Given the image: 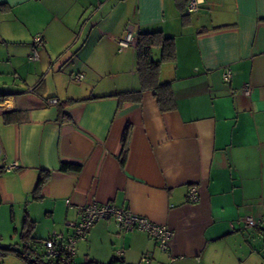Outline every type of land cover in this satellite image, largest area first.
<instances>
[{
	"label": "crops",
	"instance_id": "obj_1",
	"mask_svg": "<svg viewBox=\"0 0 264 264\" xmlns=\"http://www.w3.org/2000/svg\"><path fill=\"white\" fill-rule=\"evenodd\" d=\"M158 30L174 38L159 69L176 103L165 113L149 91L138 102L113 96L140 86L134 47L118 50L117 41ZM36 35L42 45L31 61ZM0 64V214L11 223L0 222V246L20 240L25 216L35 239L67 237L76 207L97 202L165 225L169 250L144 231L98 221L76 244V264L119 253L124 264H264L262 229L245 223L264 217V0H198L185 21L175 0H0ZM64 161L81 171L59 172ZM42 171L49 176L33 198ZM0 264L26 263L8 255Z\"/></svg>",
	"mask_w": 264,
	"mask_h": 264
},
{
	"label": "trees",
	"instance_id": "obj_2",
	"mask_svg": "<svg viewBox=\"0 0 264 264\" xmlns=\"http://www.w3.org/2000/svg\"><path fill=\"white\" fill-rule=\"evenodd\" d=\"M176 6L180 11L183 21L189 15L187 13V5L189 0H175ZM41 37V36H40ZM135 67L139 75L140 86L138 90L119 92L115 95L119 103L124 102H138L141 98V94L144 91L151 92L154 97L158 109L161 113L168 112L173 110L176 106L173 91L171 88L170 82H163L159 79V69L160 62L164 59L172 58V50L174 48V38L172 36H166L158 31H141L135 35ZM42 39V37H41ZM160 49L162 51L160 60H155L153 58V51ZM39 82L34 89L39 86ZM7 95L0 94V99H5ZM72 99H69L66 102H72ZM60 112L63 109V102L59 104ZM15 113V112H12ZM17 113V112H16ZM15 113V114H16ZM14 114V115H15ZM9 115L11 113L5 114V122H9ZM128 137L129 131L128 126H126L122 137H121V148L119 161L121 165H124L127 152H128ZM82 166L79 163L72 162H60L58 166V171L61 173H74L77 174L81 171ZM49 176L48 171H42L39 173L38 179L36 181L34 190L32 191V197L37 198V195L43 184L46 183ZM35 226V222L29 217L25 216L21 232H20V247L16 245L0 246V263L2 259L8 255H14L22 259L26 264H58V260H51L45 257V252L40 245V242L45 239H35L32 237V232ZM49 238V237H48ZM47 239V238H46ZM40 247L41 252L37 250ZM76 264V263H75ZM87 264H99L95 261H90ZM107 264H124L120 257L113 258Z\"/></svg>",
	"mask_w": 264,
	"mask_h": 264
},
{
	"label": "built area",
	"instance_id": "obj_3",
	"mask_svg": "<svg viewBox=\"0 0 264 264\" xmlns=\"http://www.w3.org/2000/svg\"><path fill=\"white\" fill-rule=\"evenodd\" d=\"M198 5V0H189L187 5V13L195 11ZM42 45V39L39 35L33 37L32 49L29 55L31 61L38 59V49ZM135 38L131 32L128 31L126 36L117 41L118 50L126 49L130 46L134 47ZM231 78V71L226 69L222 74L224 82H229ZM80 80L79 77H76ZM250 92L247 86L242 88V94L248 95ZM46 102L56 103V99H49ZM17 168V163L12 162L5 166L4 171L9 172ZM188 201L190 203L197 202V192L195 187H190L187 194ZM69 204V201H66ZM78 212V220L73 223H68L71 228V233L67 237H63L59 233H52L49 238L42 240L40 245L42 246L45 257L51 260H59L58 264H75L74 254L76 244L83 240L90 228L98 221L113 220L114 224L122 232L130 230H140L147 233L149 237L155 240L158 248L167 252L169 250V242L173 236L172 230L165 225L155 224L148 219L133 214L127 209L116 207L110 203H97L90 202L83 206L76 207ZM247 227H253L259 225L261 227L262 236L264 238V217L255 222L251 218L245 219ZM119 253V252H118ZM120 253L118 254V257ZM149 261L148 255H144L141 258V262L147 263Z\"/></svg>",
	"mask_w": 264,
	"mask_h": 264
},
{
	"label": "rangeland",
	"instance_id": "obj_4",
	"mask_svg": "<svg viewBox=\"0 0 264 264\" xmlns=\"http://www.w3.org/2000/svg\"><path fill=\"white\" fill-rule=\"evenodd\" d=\"M0 65H1V64H0ZM63 67H64V65H61L62 70H63ZM62 72H63V71H62ZM3 77L5 78V80H6L8 83H10V82L12 81V78L9 77V76H7V75H4ZM44 82H46V81H43V82L41 81V84H40L39 86H37V88H36V91H37L39 94H41V93L43 92V85H44ZM33 88H34V86H33ZM6 215H7L6 212H4L3 214H0V222L2 223V225H7L8 227H9V225H10V227H11V223L9 222V219H8V217H7ZM36 227H38L42 233L46 230V225H44V223H43L42 221H40V223H38V226H37V224H36ZM56 231H57V230H56ZM8 234H9V233H8ZM9 236H10V235H9ZM45 236H46V235H45ZM45 236H44V237H45ZM15 242H16L17 246L20 247V240H19L18 237H16V240H14V239H9V238H5V239H3V241H2L1 244L4 245V246H6V245H9V244H12V243H15ZM37 250H38L39 252L42 251V249H41L40 247H38Z\"/></svg>",
	"mask_w": 264,
	"mask_h": 264
},
{
	"label": "clouds",
	"instance_id": "obj_5",
	"mask_svg": "<svg viewBox=\"0 0 264 264\" xmlns=\"http://www.w3.org/2000/svg\"><path fill=\"white\" fill-rule=\"evenodd\" d=\"M53 99V98H52Z\"/></svg>",
	"mask_w": 264,
	"mask_h": 264
}]
</instances>
